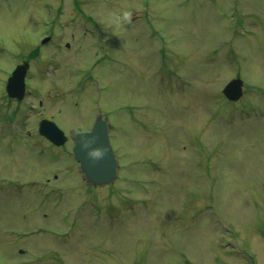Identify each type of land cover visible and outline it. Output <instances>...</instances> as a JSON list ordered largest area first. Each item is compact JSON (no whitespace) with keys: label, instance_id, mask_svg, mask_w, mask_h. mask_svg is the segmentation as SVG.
I'll return each mask as SVG.
<instances>
[{"label":"rangeland","instance_id":"obj_1","mask_svg":"<svg viewBox=\"0 0 264 264\" xmlns=\"http://www.w3.org/2000/svg\"><path fill=\"white\" fill-rule=\"evenodd\" d=\"M27 59L20 103L5 87ZM2 102L0 264H264V0H0ZM94 105L105 186L34 131L90 128ZM5 115L34 120L10 135Z\"/></svg>","mask_w":264,"mask_h":264},{"label":"water","instance_id":"obj_2","mask_svg":"<svg viewBox=\"0 0 264 264\" xmlns=\"http://www.w3.org/2000/svg\"><path fill=\"white\" fill-rule=\"evenodd\" d=\"M26 71L27 64L18 66L9 79L7 89L12 97L20 99L23 97ZM223 92L230 100L237 101L243 95V82L240 79L233 80ZM41 130H45V135L52 141L61 144L58 135H62V132L53 123L45 121ZM48 130H53L52 134ZM75 153L85 176L92 183L108 184L115 178L117 162L110 144L107 125L101 119H98L91 133L80 134L77 137Z\"/></svg>","mask_w":264,"mask_h":264},{"label":"flooded vegetation","instance_id":"obj_3","mask_svg":"<svg viewBox=\"0 0 264 264\" xmlns=\"http://www.w3.org/2000/svg\"><path fill=\"white\" fill-rule=\"evenodd\" d=\"M38 125H39V122H38ZM38 125H37V129L35 130L36 133H38Z\"/></svg>","mask_w":264,"mask_h":264}]
</instances>
